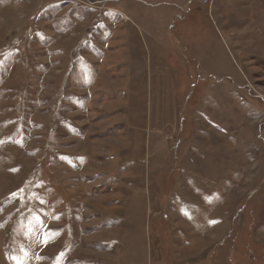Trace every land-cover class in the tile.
Returning <instances> with one entry per match:
<instances>
[{
	"label": "rangeland",
	"instance_id": "1",
	"mask_svg": "<svg viewBox=\"0 0 264 264\" xmlns=\"http://www.w3.org/2000/svg\"><path fill=\"white\" fill-rule=\"evenodd\" d=\"M0 264H264V0H0Z\"/></svg>",
	"mask_w": 264,
	"mask_h": 264
}]
</instances>
